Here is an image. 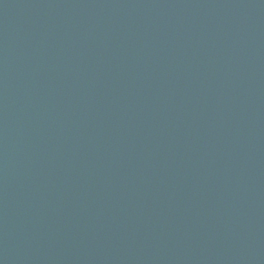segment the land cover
<instances>
[{
    "label": "water",
    "instance_id": "1",
    "mask_svg": "<svg viewBox=\"0 0 264 264\" xmlns=\"http://www.w3.org/2000/svg\"><path fill=\"white\" fill-rule=\"evenodd\" d=\"M0 264H264V0H0Z\"/></svg>",
    "mask_w": 264,
    "mask_h": 264
}]
</instances>
